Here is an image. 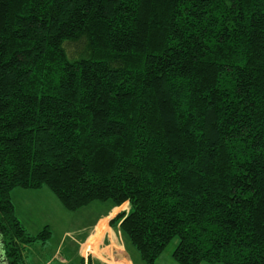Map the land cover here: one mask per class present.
Instances as JSON below:
<instances>
[{
    "label": "trees",
    "instance_id": "16d2710c",
    "mask_svg": "<svg viewBox=\"0 0 264 264\" xmlns=\"http://www.w3.org/2000/svg\"><path fill=\"white\" fill-rule=\"evenodd\" d=\"M42 188L128 202L144 264H264V0H0V264Z\"/></svg>",
    "mask_w": 264,
    "mask_h": 264
},
{
    "label": "crops",
    "instance_id": "0c3cea01",
    "mask_svg": "<svg viewBox=\"0 0 264 264\" xmlns=\"http://www.w3.org/2000/svg\"><path fill=\"white\" fill-rule=\"evenodd\" d=\"M43 189L44 188L39 190H14L12 193V199L16 207V214L28 232H37V230L41 231L46 226H49L51 227L50 229H52V232L55 233V230L50 223L48 225H45V227L43 226V223H46L48 220L43 221L40 227L41 229H32L34 227L32 225H34L35 221L32 223L28 219V223H26V221H24V218L22 217L23 215H25L26 208H29L28 216L32 214L37 215L33 212V209L34 211L36 210L35 207L33 209L31 208V204L34 203L32 201L42 193ZM33 192H35V196H33ZM15 197L19 198V203L15 201ZM100 203H103L100 208H95L92 204V206L89 205L85 207L87 209H90L92 207L95 210V213L92 217H90V220L86 224L82 225L81 227L66 229L63 232V237L70 238L71 240L72 255L62 257L59 263L85 264L87 262L88 264H142L137 250L127 241V239L120 231V223H118L117 225L111 223L118 214L124 211H129V203L126 202L119 207H115L114 205L108 204L107 202ZM36 204L39 203L35 202L33 205L35 206ZM124 205H126V207H123ZM79 211L72 213H78ZM49 212H52V210H49ZM39 214L40 217L41 214L46 215L43 210ZM64 238L59 243V248H64V245L61 247ZM53 258L57 259V256L55 255ZM29 262L30 261H27V264H29ZM37 262L38 260H36V263ZM39 262L40 263L37 264H53L51 259L47 262H44V260H39ZM30 263H33V261H31ZM168 264H176V262H168Z\"/></svg>",
    "mask_w": 264,
    "mask_h": 264
},
{
    "label": "rangeland",
    "instance_id": "374dc122",
    "mask_svg": "<svg viewBox=\"0 0 264 264\" xmlns=\"http://www.w3.org/2000/svg\"><path fill=\"white\" fill-rule=\"evenodd\" d=\"M69 49L71 50V52L74 53L76 46L75 45L70 46ZM35 192H33V196H35ZM15 201L19 203V198L15 197ZM32 202L39 203V204H36L35 206L33 205L34 203L31 204L32 209L35 207V210L39 213H41L43 210L46 215L41 214V217H40V214L34 211L33 209V212L36 213L37 215L32 214L28 216L29 208H26L25 215L22 216L24 218V221H26V223H28V219L32 223L35 221L34 225H32L34 226L32 229H41L40 227L43 221L48 220L46 223L45 222L43 223L44 224L43 226L45 227V225H48L50 223L52 227L54 228L55 233H53L52 239L49 240L48 242L46 243L40 242V243H36L35 245L31 247H28L25 252L27 261H30V262L33 261V263L29 262V264H37V263H40L39 260H44V262H47L51 259L53 264H60L59 262L61 261L62 257L72 255L71 240L70 238H64L63 232L66 229H69V228L73 229V227L77 228V227H81L82 225L86 224L90 220V217H92L93 214L95 213V210L91 207L90 209H87V208L82 209L78 213L69 212L59 203L58 199L53 195V193H51V191L48 188H44L42 190V193L38 197H36ZM107 203L112 204L111 202H107ZM102 204L103 203H100V202L92 203V205L95 208H100ZM123 207H126V205H124ZM49 210H52V212H49ZM39 232L40 231L37 230V232L32 231L30 233L37 234ZM0 238H2L1 235H0ZM63 238L64 240L62 242L61 247L64 245V248L62 249V248H59L58 245ZM178 243H179L178 239L173 240V242L168 246L166 251L162 254L160 259L156 262V264H168V262L174 263L175 261L173 258V251L177 247ZM55 255L57 256V259L53 258ZM0 257H2L0 258V262H2V260L5 259L2 246H0ZM36 260H38L37 263H36ZM142 264L144 263L142 262Z\"/></svg>",
    "mask_w": 264,
    "mask_h": 264
},
{
    "label": "built area",
    "instance_id": "2783aa9c",
    "mask_svg": "<svg viewBox=\"0 0 264 264\" xmlns=\"http://www.w3.org/2000/svg\"><path fill=\"white\" fill-rule=\"evenodd\" d=\"M85 264H88L87 262Z\"/></svg>",
    "mask_w": 264,
    "mask_h": 264
}]
</instances>
